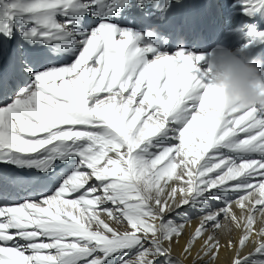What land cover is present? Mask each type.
<instances>
[{
  "label": "snow or ice",
  "instance_id": "obj_1",
  "mask_svg": "<svg viewBox=\"0 0 264 264\" xmlns=\"http://www.w3.org/2000/svg\"><path fill=\"white\" fill-rule=\"evenodd\" d=\"M127 4L0 0V264H180L193 214L192 264H264V108H225L205 55L146 59Z\"/></svg>",
  "mask_w": 264,
  "mask_h": 264
},
{
  "label": "bare ground",
  "instance_id": "obj_2",
  "mask_svg": "<svg viewBox=\"0 0 264 264\" xmlns=\"http://www.w3.org/2000/svg\"><path fill=\"white\" fill-rule=\"evenodd\" d=\"M184 1L187 2L185 10L180 14H175L169 6L165 5L162 0H159L158 5L167 14L172 15H165L164 20L157 21L151 19L147 12L145 14L140 13L139 9L141 7L138 6L137 0H128V4L118 12L112 22L120 30H131L133 33L139 34L141 39L137 44L141 47H145L148 44L149 30L155 31L156 37L151 41V47L155 49V53L147 54L146 59L149 61L154 59L156 54L174 55L177 51L183 50L186 53L205 55L206 62L212 64L221 59H227L234 53H238L245 57L259 59L262 62L261 67L264 68V41L255 42L245 47L248 43L247 41L241 47H234L231 44V39L236 35V32H239L238 30L241 29V25L236 30L222 35L221 28L217 26L221 16L217 13L218 8L215 0H201L200 3L199 0ZM193 1H196L195 7L190 6ZM220 2L222 6L226 4V9L223 11L224 15L229 14L230 17L233 16L234 19H241V21L245 18L248 21L252 19L256 21L259 28L264 26V17L260 13L259 18H256L257 13L251 16L244 14L241 7L238 6V0H220ZM152 9L156 8L152 6ZM226 26L230 27L231 24L227 22ZM178 27L181 28L180 36L182 42L180 44L177 43L179 40ZM132 28L135 30L133 31ZM257 48H259L258 52H256ZM210 56L212 60H210ZM197 224L198 220L195 218V214H193L191 225L186 229L185 236L173 247L172 256L174 259L180 261V264H192L193 257L185 258L182 249L188 233ZM220 239L223 242L227 237L222 236ZM196 247L198 248L199 244ZM194 254L195 249L193 250V256ZM231 257L232 252L225 249L222 245L219 258L215 261V264H230Z\"/></svg>",
  "mask_w": 264,
  "mask_h": 264
},
{
  "label": "clouds",
  "instance_id": "obj_3",
  "mask_svg": "<svg viewBox=\"0 0 264 264\" xmlns=\"http://www.w3.org/2000/svg\"><path fill=\"white\" fill-rule=\"evenodd\" d=\"M148 44L155 39L154 30H149ZM259 59L238 53L227 59L212 63L213 84L225 108L258 105L264 108V68Z\"/></svg>",
  "mask_w": 264,
  "mask_h": 264
},
{
  "label": "rangeland",
  "instance_id": "obj_4",
  "mask_svg": "<svg viewBox=\"0 0 264 264\" xmlns=\"http://www.w3.org/2000/svg\"><path fill=\"white\" fill-rule=\"evenodd\" d=\"M217 2H219V0H217ZM220 7V4H218L217 5V7ZM147 13H150L151 14V12H147ZM153 13V12H152ZM217 13H218V9H217ZM154 19H158V20H161V14L160 13H153L152 15H151ZM236 25L238 26V25H241L242 26V28H241V34L244 36V38H247V34L249 33V30L250 31H255V28H254V26L255 25H252L250 22H248V20H245V21H241V20H239V22H236ZM217 26H218V24H217ZM219 27V26H218ZM239 27V26H238ZM238 27H236V28H238ZM236 28H231V29H229V30H227V31H225L224 30V32H223V30H222V35L223 34H227V33H229V32H231L232 30H236ZM253 28V29H252ZM133 31H134V29H133ZM237 33V32H236ZM240 37H242V36H240ZM178 38H179V40L177 41V43L178 44H180L181 42H182V38H181V36H180V34L178 35ZM233 40H234V37H233V39H231V44L233 43ZM230 42V41H229ZM232 46H234V47H237V46H235L234 44H232ZM241 47V46H240ZM263 47V46H262Z\"/></svg>",
  "mask_w": 264,
  "mask_h": 264
}]
</instances>
